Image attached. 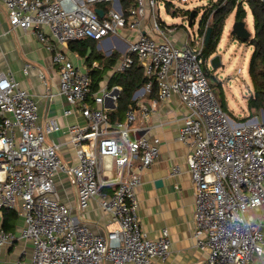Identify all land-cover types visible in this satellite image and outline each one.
Listing matches in <instances>:
<instances>
[{"label":"built area","instance_id":"obj_1","mask_svg":"<svg viewBox=\"0 0 264 264\" xmlns=\"http://www.w3.org/2000/svg\"><path fill=\"white\" fill-rule=\"evenodd\" d=\"M100 4L108 5L102 17L95 12ZM156 6V0H133L127 9L119 0H0V21L4 16L10 30L31 31L52 53L58 94L70 105L64 115L77 107L87 120L85 127L68 128L76 164H67L59 147L46 142V135L58 129L56 122H42L35 96L12 73L0 71V209L19 206L23 226L17 238L31 246L27 264H163L169 257L167 229L152 240L140 227L135 196L140 174L132 171L134 162L142 172L156 161L158 141L137 135L132 109L124 121L109 120L105 100L117 98L109 90L92 95L89 104L94 67L79 69L57 47L103 41L123 29L134 38L111 73L125 72L136 57L146 78L142 94L156 84L160 100L176 95L185 107L177 139L188 149L186 165L194 187L192 239L196 249L206 252L204 264H252L264 256V120L230 119L206 81L202 52L214 10L203 32L194 34L190 45L178 46L168 37L179 27L158 22ZM114 48L103 51L111 55ZM31 67L25 63L24 72ZM39 78L45 82L42 73ZM148 112L142 106L141 117ZM103 159L112 161V178L106 179ZM179 174V167L171 168V177ZM56 175L75 187L80 215L96 201L117 228L104 234L91 231L60 201ZM14 240L16 236L0 229V249Z\"/></svg>","mask_w":264,"mask_h":264},{"label":"crops","instance_id":"obj_2","mask_svg":"<svg viewBox=\"0 0 264 264\" xmlns=\"http://www.w3.org/2000/svg\"><path fill=\"white\" fill-rule=\"evenodd\" d=\"M127 2L128 5L125 9L132 6L133 0ZM98 8L103 12L108 8V5L100 4ZM247 16L252 19L250 11H247ZM143 28L146 29V22H144ZM44 31L46 32V30ZM133 38V32L123 29L118 35H112L103 41L86 39L70 42L65 46L57 44V47L63 50L72 64L79 69L85 70L91 66L90 68L102 70L103 67L95 57L110 56L103 51V48L115 47L112 49V53L120 55ZM168 38L178 46L184 42L189 45L191 43L188 40L189 36L181 29H177ZM84 42H91L93 48H88L86 55L82 56L80 52L84 50L85 45L82 44ZM91 51L93 61L91 65H88L87 59ZM25 63L32 65L26 73L23 70ZM0 71L12 73L20 85L35 96L39 103L40 120L42 122L53 120L58 126L57 130L46 135V142L59 147L58 153L64 162L71 165L76 164L75 150L70 144L68 128L70 126L85 127L87 120L77 107L72 114L64 115V111L69 109L70 105L58 94V69L52 62V53L37 40L31 31L10 30L4 16L0 21ZM111 71L112 68L104 73L103 80L99 83V90L96 92L107 89L112 95H117L116 99L107 98L105 100L108 116L111 111L116 109L117 99L121 93V87L115 83L109 87V82L115 75ZM40 73L44 75L45 82L40 80ZM141 88L142 86L133 92L128 109H132L136 115L134 127L140 129L137 135L146 136L151 143L154 140L158 141L159 156L149 168L142 172L136 168V162L132 168L134 173L140 174V183L135 189L140 227L152 240L159 238L163 229H167L169 232L170 254L163 264H204L206 252L196 249L192 239L194 187L186 165L188 149L177 139L185 107L176 95L160 100L156 85H154V91L151 90L143 94L140 91ZM116 90L118 92L114 93ZM250 94L251 92L248 97ZM217 97L219 96L217 95ZM88 99V103L92 104L93 96H89ZM247 100L242 107H237V111L239 110L243 114L239 117L232 116V120L238 123L245 121L246 117L257 121L264 120V112L249 111ZM142 106H146L149 110L145 119L141 117ZM125 113L120 115L121 120L112 121L110 116L109 120L112 123L124 121ZM102 164L106 168V179L112 178L113 171L108 168L112 165V161L103 159ZM174 166L179 167L180 174L171 177V168ZM54 185L60 196V201L72 207L73 214L77 217L80 216L82 222L91 231L104 234L117 228V224L98 207L96 201H91L80 215L76 208V189L66 177L56 175ZM18 210V205L14 210L0 209V229L5 226V223L6 226L13 224L8 232L16 236L13 243L0 249V264H27L30 261L31 246L17 238L23 226ZM9 212L15 213L16 217L11 218ZM253 215L257 214L253 213ZM262 262H264V256L261 261L254 260L252 264H262Z\"/></svg>","mask_w":264,"mask_h":264},{"label":"trees","instance_id":"obj_3","mask_svg":"<svg viewBox=\"0 0 264 264\" xmlns=\"http://www.w3.org/2000/svg\"><path fill=\"white\" fill-rule=\"evenodd\" d=\"M128 0H120L123 7L126 8L128 5ZM214 10V13L211 17L210 24L207 29H210V35L207 41V45L204 46L202 52V58L205 61L208 59L216 50L221 32L223 30L226 17L235 12L234 18L235 21L245 22L247 17V11H250L253 19V35L246 41V43L252 46V54L248 63V76L251 84V94L247 100V107L249 111L264 112V3H260L258 0H217L213 3L211 8H208L204 11L198 31L203 32V27L208 19L210 12ZM174 12L173 14H175ZM191 11L185 12L189 16ZM196 16V12L194 11ZM194 16V18H195ZM194 20V19H193ZM85 45L80 52L82 56H85L88 48H93L91 42L82 43ZM92 51L89 54L87 59L88 65H91L92 60ZM120 55L117 53H112L110 56L95 57L97 61L100 62L102 70L92 69L90 71L91 78V95L96 93L99 90V83L103 80L104 73L111 69L116 62L119 60ZM89 66L88 68H90ZM112 83L121 87V93L117 99V107L114 111H111L109 116L112 121L121 120L120 115L124 114L131 104V96L135 90L140 88L146 83V78L144 77L143 68L139 64L136 57H134L133 64L123 73H118L112 76L109 87ZM156 85V84H154ZM154 85L152 90L154 91ZM90 99V98H89ZM87 99V100H89ZM11 218L16 217L15 213L9 212ZM2 228L5 232H8L13 226L4 224Z\"/></svg>","mask_w":264,"mask_h":264},{"label":"rangeland","instance_id":"obj_4","mask_svg":"<svg viewBox=\"0 0 264 264\" xmlns=\"http://www.w3.org/2000/svg\"><path fill=\"white\" fill-rule=\"evenodd\" d=\"M215 0H156V18L160 23L170 26L177 25L179 29L186 32L191 41L194 34L198 32L201 17L204 11ZM176 13H172V8ZM195 11L196 16L190 27L187 25L188 17L185 12ZM233 11L225 19V24L218 42V54L221 55V65L214 71L209 58L205 60L202 70L209 86L219 96L218 101L221 109L232 119V116H241L243 113L237 111L247 100L251 92V84L248 76V63L252 54V46L246 41L238 40L231 34V28L235 21ZM184 20L185 23H184ZM247 30L253 35V20L248 16L245 18ZM249 40V39H248Z\"/></svg>","mask_w":264,"mask_h":264},{"label":"water","instance_id":"obj_5","mask_svg":"<svg viewBox=\"0 0 264 264\" xmlns=\"http://www.w3.org/2000/svg\"><path fill=\"white\" fill-rule=\"evenodd\" d=\"M95 12L98 14L99 17L103 16V12L100 9H95ZM194 11H191L190 15L188 16L187 25L190 27L193 23L194 19ZM231 34L234 35L238 40L246 41L251 37V33L247 30L246 24L243 21H234L232 28H231ZM210 35V29H207L206 35H205V41L204 45H207V41ZM218 48H216L215 52L209 57V64L211 68L216 71L218 68H223L221 65V55L218 54ZM89 52V50H88ZM114 91V93H117ZM215 92V91H214Z\"/></svg>","mask_w":264,"mask_h":264}]
</instances>
